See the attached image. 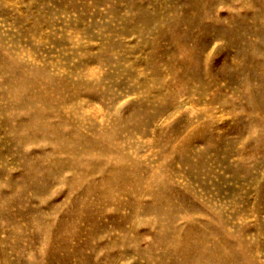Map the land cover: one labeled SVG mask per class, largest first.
Here are the masks:
<instances>
[{
    "label": "rangeland",
    "instance_id": "obj_1",
    "mask_svg": "<svg viewBox=\"0 0 264 264\" xmlns=\"http://www.w3.org/2000/svg\"><path fill=\"white\" fill-rule=\"evenodd\" d=\"M0 264H264V0H0Z\"/></svg>",
    "mask_w": 264,
    "mask_h": 264
}]
</instances>
